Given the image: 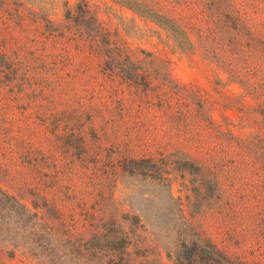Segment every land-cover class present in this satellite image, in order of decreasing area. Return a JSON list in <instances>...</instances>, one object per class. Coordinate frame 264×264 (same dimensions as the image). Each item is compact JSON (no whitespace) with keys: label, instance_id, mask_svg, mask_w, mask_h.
Segmentation results:
<instances>
[{"label":"rangeland","instance_id":"374dc122","mask_svg":"<svg viewBox=\"0 0 264 264\" xmlns=\"http://www.w3.org/2000/svg\"><path fill=\"white\" fill-rule=\"evenodd\" d=\"M112 262L264 264V0H0V264Z\"/></svg>","mask_w":264,"mask_h":264},{"label":"trees","instance_id":"16d2710c","mask_svg":"<svg viewBox=\"0 0 264 264\" xmlns=\"http://www.w3.org/2000/svg\"><path fill=\"white\" fill-rule=\"evenodd\" d=\"M115 1H121V0H115ZM134 9L139 12L140 14L142 15H145V16H148L152 19H154L155 22H157L158 24L160 25H163L167 28H169L170 30L172 31H176L178 30V26L176 24H174V22H172L171 20H169L168 18L154 12L153 10H151L150 8L144 6V5H138V6H135ZM185 163V162H183ZM124 240L122 238H110L108 240V246L111 248V249H116V250H122V247L124 246ZM181 247L186 249V250H189L190 246H187L185 244H181ZM187 256H190L191 257V254L190 252L187 254ZM190 259V258H188ZM110 264H116V263H110Z\"/></svg>","mask_w":264,"mask_h":264}]
</instances>
